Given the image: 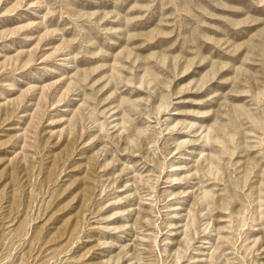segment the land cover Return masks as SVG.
<instances>
[{
  "label": "rangeland",
  "instance_id": "374dc122",
  "mask_svg": "<svg viewBox=\"0 0 264 264\" xmlns=\"http://www.w3.org/2000/svg\"><path fill=\"white\" fill-rule=\"evenodd\" d=\"M0 264H264V0H0Z\"/></svg>",
  "mask_w": 264,
  "mask_h": 264
}]
</instances>
